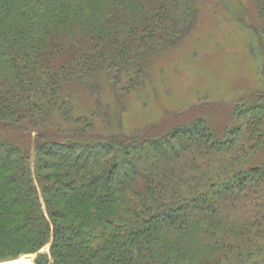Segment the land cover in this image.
<instances>
[{
	"label": "trees",
	"instance_id": "1",
	"mask_svg": "<svg viewBox=\"0 0 264 264\" xmlns=\"http://www.w3.org/2000/svg\"><path fill=\"white\" fill-rule=\"evenodd\" d=\"M250 2L264 38V0ZM200 7L0 0V131L14 136H0V261L264 264V91L236 102L242 124L182 114L131 134L74 102L104 79L139 86Z\"/></svg>",
	"mask_w": 264,
	"mask_h": 264
},
{
	"label": "rangeland",
	"instance_id": "2",
	"mask_svg": "<svg viewBox=\"0 0 264 264\" xmlns=\"http://www.w3.org/2000/svg\"><path fill=\"white\" fill-rule=\"evenodd\" d=\"M200 1L196 27L151 65L139 86L128 90L100 80L98 93L74 95L77 112L98 109L95 120L106 133H144L173 117L172 123L179 121L182 114L203 115L221 126L242 124L243 117L233 113L236 102L264 91V38L253 31L260 20L250 0ZM5 130L1 137L14 138ZM50 245L41 251L49 252ZM36 256L17 259L35 264Z\"/></svg>",
	"mask_w": 264,
	"mask_h": 264
},
{
	"label": "bare ground",
	"instance_id": "3",
	"mask_svg": "<svg viewBox=\"0 0 264 264\" xmlns=\"http://www.w3.org/2000/svg\"><path fill=\"white\" fill-rule=\"evenodd\" d=\"M0 264H32L29 258L13 259L8 261H2Z\"/></svg>",
	"mask_w": 264,
	"mask_h": 264
}]
</instances>
